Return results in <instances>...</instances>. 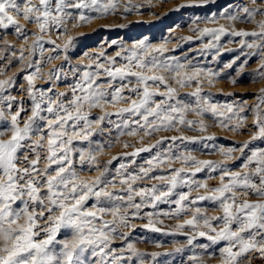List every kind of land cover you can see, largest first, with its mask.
<instances>
[{
	"label": "snow or ice",
	"instance_id": "obj_1",
	"mask_svg": "<svg viewBox=\"0 0 264 264\" xmlns=\"http://www.w3.org/2000/svg\"><path fill=\"white\" fill-rule=\"evenodd\" d=\"M208 2H214V0H203L200 4L180 5L174 10L179 11L184 7H203ZM249 4H254L255 7L246 4L238 9L236 15H222L230 21L244 20L249 23L254 21L257 15L264 17V0H249ZM120 7L119 0H37V3H33V0H0V28L7 29L14 26L17 38L23 36L26 42L27 34L17 25V21L21 18L27 23H34L40 33L63 29L59 35H66L65 26L68 23L76 21L73 27H82L90 24L93 19L115 14ZM140 7L142 6L132 5L129 2L123 5V13L141 14ZM257 28L259 31L240 30L233 31L231 35L256 37L262 43H247L245 40H240L239 43L248 48L254 46L264 48V20L257 24ZM209 34L218 43L221 36L226 33L223 27L211 32L208 29L200 32V36ZM40 39L41 37H37L34 45L28 49L30 53L36 48H39L41 53L45 51L39 42ZM73 39L71 36L67 37L63 44L64 50L70 48ZM48 43L55 44V41L49 40ZM116 43V41L111 42V44ZM166 44L167 41L158 47H153L146 42V39H141L133 43L130 50L123 49L121 46V51H131V55L124 57L127 63L120 67L112 66L116 63L114 57L109 58L106 65L97 63L95 57L84 53V57L90 61L86 67L92 68L95 64L97 71L84 70L80 79L70 86L72 98L67 101L62 99L67 96V93L55 94V98L48 95L49 92H53L52 88L39 90L40 95L37 99L35 92L38 90L34 81L43 78L39 75L42 71L41 61L29 60L24 65L21 71L25 68L34 69L25 76L28 97L32 101L31 114L21 126L22 113L26 111L23 104L14 114L11 112V103L7 104L10 110L7 114L0 110V264H117L118 261L125 259L131 264L133 258L136 264H147L144 260L145 254L138 252L131 242L119 249L121 253H129L127 257L113 255L116 249L111 248L112 241L115 239L128 241L130 237L129 232L120 233L119 229H128L130 217H139L145 207L155 209L160 203L175 204L174 210L163 212L162 215L179 218L190 206L205 200L216 205L215 210L222 212V215L209 218L204 215V209L192 208L191 217L177 225L178 232L182 233L186 227L195 232V235L187 240L188 245H192L197 236L206 237L213 244L225 241V247L220 250L223 264H243L246 255L253 251H258L264 256V148L252 150L251 155L247 156L241 165L243 171L238 172L213 161H198L190 151L177 155L170 147L167 152H158L149 159L147 161L149 167H141L140 174L120 177L119 186L123 195L107 190L109 187H117V184L115 177L108 179L105 176L108 171L106 166L101 170V174L91 181L81 180L73 167L71 154L77 151L72 147L74 139L89 140V137L93 135L89 129L93 124L100 129L106 116L124 117L128 114V118L123 119L121 124L128 129L127 135L131 136L137 135L139 130H143V134L148 136L153 132L170 131L177 126L185 125L190 129L198 128L200 132H204L206 131L204 122L206 113H211L213 118H219L216 120L218 126L228 128L229 131L235 132L243 127L247 117L240 116L239 112L246 111L245 109L239 108L237 112L232 104L213 103L210 96L201 95L198 78L203 69L189 68L178 60L172 64L161 59L166 50ZM6 47L11 49L12 45L7 44ZM206 47H216V44L209 43ZM59 48L60 45H55L48 51L56 52ZM24 52L25 49L21 47L18 56L15 52L12 55L22 61L26 59ZM152 53H159L160 56L152 55ZM100 55L103 57L105 54L102 51ZM120 55V52L116 53L117 57ZM53 59H59V56L48 57L49 61ZM64 59L66 60L67 56ZM261 69H264V63H261L260 68L257 69V73L264 76ZM99 70H103L109 79L98 82L97 78L103 74ZM71 71L73 75H76L81 72V69L74 68ZM158 71L174 73L173 79L180 87L190 86L191 81H197L198 86L190 94L195 98L194 102L177 99V90L167 83L164 76L146 74ZM61 72H63L62 66L51 69L47 73V81L60 80ZM3 74L4 70L0 69V75ZM210 75L213 78L217 76L216 73ZM129 77L135 78L136 87H129L131 80L127 84L120 83L118 86L114 83L117 80L125 81ZM177 77L179 79H176ZM12 82V78L0 80V93L6 91ZM209 83H213V80H209ZM232 83L235 84L236 81L232 80ZM160 85L164 86L163 91L160 90ZM125 88L138 98L124 95ZM261 93H264V89H261ZM157 96L162 98L154 99ZM0 98L8 101L15 99L14 97ZM257 100L259 102L254 105L253 119L255 131L251 139L238 149L232 147L220 149L225 160L233 159L234 151H239L244 156L245 149L252 141L264 140V113L261 112L264 95L257 96ZM121 102L127 103L128 107L121 108L116 113L105 112L94 121L90 120L88 113L84 111L85 107L89 110L103 109L106 105L114 106ZM44 112L48 115H42ZM189 112L196 115L199 118L198 121L186 119V114ZM226 113H231L237 118L236 124L231 128L226 121L231 120L232 117L226 116ZM134 117L138 119H132ZM6 120L8 122L4 123ZM133 124L136 127H132ZM120 126V124L117 125L118 128ZM6 135L8 138L3 139ZM33 136H37L35 143H27L33 139ZM45 139L47 155L43 158L47 166L40 170L37 165L42 157L36 149L44 146L42 142ZM168 139L173 144L176 140L196 142V138L184 136H173ZM203 139L212 140L214 137L208 136ZM89 143L92 142L89 141ZM162 143H164L163 138L157 141V145ZM157 145L138 149L132 155L149 152ZM108 147L111 145L109 144ZM25 148L29 149V153H36L35 158L30 159L29 154H23L22 150ZM104 150V144H98L96 148H89L87 151L80 149L78 150L79 159L82 163L87 160L90 165H94L97 154ZM21 154L26 162L22 168L20 167ZM176 161H179L183 167L169 169L167 176L150 175L155 168ZM123 167L124 165H121V168ZM185 168L194 169V171L185 175ZM205 168L212 171L219 169L221 175L218 187L208 189L206 183L190 179ZM38 176L44 179H37ZM253 177H258L259 183ZM144 179L164 181L166 187L160 188L157 185L139 189L133 187L137 180ZM192 185L195 187L193 188ZM178 187H187L189 192L176 193L175 189ZM41 189L44 191L42 192ZM199 189H206L209 194L190 199V192ZM237 192L245 197L254 195L257 201L250 202L248 199L241 201ZM174 195L178 198L170 199ZM93 198L95 202L89 204ZM129 209L135 211L129 212ZM145 215L148 217L145 228L153 232L162 231L156 226L158 221L154 219V213H145ZM105 216H111L112 219L106 221ZM198 229L208 231H196ZM62 230H66V235L60 239ZM156 247L161 245L157 244ZM176 251L179 252L181 249L178 248ZM150 255L155 262L161 253L153 252ZM97 257L98 260L95 259ZM191 259L198 261L199 258L193 256Z\"/></svg>",
	"mask_w": 264,
	"mask_h": 264
},
{
	"label": "rangeland",
	"instance_id": "obj_2",
	"mask_svg": "<svg viewBox=\"0 0 264 264\" xmlns=\"http://www.w3.org/2000/svg\"><path fill=\"white\" fill-rule=\"evenodd\" d=\"M132 5H141L139 12L141 14L123 13V5L127 3ZM203 0H119L121 7L115 12V14H109L100 19H93L90 24L83 25L82 27H73L72 21L65 27L67 29L66 35H59V30H51L46 33H40L37 26L34 23H27L22 18L17 21V25L24 29L27 34V41L25 42L23 36L17 38L15 33V27H9L7 29L0 28V69L4 70V74L0 75V80L12 78V84L6 91L0 93V97H14L12 101L0 98V110H3L7 114L10 110L7 107L8 103L12 104L11 112L19 110L21 104H23L26 110L22 113V119L20 120L21 126L24 121L27 120L28 115L31 114L32 101L28 97L27 81L25 76L34 71L31 68L21 69L26 65L29 60L41 61L40 67L42 69V79L34 81L35 87L38 91L35 92L37 99H39L40 91L52 88L53 92H49L48 95L55 98V94L67 93L65 101L72 98L71 87L77 80L80 79L84 70L95 72V64L92 68L86 66L90 61L84 57V53H88L89 56L95 57L97 63L108 64L109 58H115L116 63L113 67H120L127 63L124 58L131 55V51H121L123 49H131L133 43L138 42L141 39H146V42L153 47H158L161 44H166V50L161 59L175 64L178 61L185 65L195 68L203 69L198 80L201 87L202 96H210V100L217 104H232L234 110L239 112V108H243L246 111L239 112L240 116H246L243 127L237 131H229L228 128L218 126L216 120L219 118H213L211 113H206L204 116V122L206 125V131L200 132L198 128H188L185 126H177L170 131H158L153 132L151 135L145 136L143 130H139L135 136L127 135L128 129L124 128L121 121L128 118V114L124 117L117 115L106 116L104 121L100 125V129H97L95 124L89 131L93 132V135L89 137V140H75L72 147L77 149L71 154L73 160V167L79 174L80 179L84 181H91L95 177L101 174V170L107 167L108 171L105 176L108 179L116 178L115 183L117 187H109L107 190L123 195V191L119 186V179L121 176H127L129 174H140L139 169L141 167L148 168L147 161L154 155L159 153H165L171 147L172 152L177 155L184 151H190L192 155L198 161H213L216 164H221L229 167L230 169L238 172H242V163L245 158L251 155V151L258 148H264V140L252 141L249 147L245 149L244 156L239 151L232 153L233 159L225 160L221 155L220 149L232 147L235 149L240 148L245 142L251 139V136L255 129L253 128L254 119V105L259 101L257 96L264 95L261 93V89H264V76L257 73V69L260 68L261 63H264V48H248L247 46H241L240 40H245L247 43L256 44L262 43L256 37H239L233 36V31H259L257 24L264 20V17L257 15L255 20L251 23L244 20L230 21L224 18L222 14L236 15L238 9L248 4L250 7H255L254 4H249V0H214V2H208L203 7H184L179 11H175L178 6L185 4H200ZM33 3H37V0H33ZM123 25V27H121ZM223 27L225 29L224 35L221 36L220 41L217 43L211 34L200 36V32L204 29L215 30ZM73 37V43L69 49L64 50L63 44L66 42L67 37ZM37 37H41L40 44L43 45L45 51L41 53L39 48H36L34 52L30 53L28 49L34 45ZM49 40L55 41V44L48 43ZM112 41H116V44H111ZM209 43L216 44V47H206ZM7 44H11L12 48L8 49ZM60 45V48L56 52H50L48 49ZM23 47L25 49L24 56L26 59L19 60L12 53L19 54V50ZM104 52V56L100 55ZM120 52L119 57L116 53ZM152 55L160 56L159 53H152ZM49 56H59V59L48 60ZM67 56L65 60L64 57ZM11 61V65H9ZM231 65V67H229ZM63 67V72L60 73L61 79L55 82L47 81V73L58 67ZM79 68L81 72L73 75L71 69ZM135 70V69H133ZM103 73V70H99ZM264 72V69H261ZM216 73V77H212L210 74ZM147 75H162L165 77L167 83L175 88L176 98L184 102H194L195 98L190 94L195 91L197 81H191L190 86L180 87L176 80L173 79L174 73L170 72H149ZM190 74V73H189ZM98 82H104L109 79L106 73H103L98 78ZM176 79H179L177 77ZM131 80L132 83L129 87H136L135 78L129 77L125 81H115L118 86L120 83L127 84ZM209 80H213V83H209ZM232 80L236 83L233 84ZM151 83V82H150ZM164 86L160 85V90L163 91ZM124 95L132 96L134 99L138 98L135 94L130 93L128 88L124 89ZM161 96L154 97L159 100ZM174 102V101H170ZM46 107V105H43ZM128 107L127 103L121 102L113 105H106L103 109L85 107L84 111L88 113L90 120H96L100 116H103L105 112L116 113L121 108ZM261 112L264 113V105L261 106ZM42 115L47 116L48 113L44 112ZM226 116H231L232 119L226 121L228 127H233L236 122V116L231 113H226ZM10 119V117H9ZM132 119H138L134 117ZM186 119L198 121V117L189 112L186 114ZM8 121H4L7 123ZM39 123H44L39 121ZM121 126L118 128L117 125ZM132 127H136L135 124ZM124 134H121V133ZM173 136H184L189 138H196V142H181L176 140L175 143L168 139ZM214 137L212 140L203 139L204 137ZM8 136H4L3 139H7ZM164 139V143L158 144L157 141ZM37 136H33L31 141L27 143H35ZM89 141L92 143L90 144ZM43 147L37 148L36 152L41 155V160L37 167L43 170L47 166L46 160L43 158L47 155V147L45 146L46 139L42 142ZM98 144H104L105 150L100 152L96 156V163L90 165L87 160L83 163L80 161V152L78 150L83 149L87 151L89 148H96ZM111 147H108V145ZM127 145V147H125ZM151 145H157L149 152H139L137 155H132L138 149L149 147ZM178 145V146H177ZM46 149V150H45ZM29 149H23L22 152H27L30 155V159L35 158L36 153H29ZM23 153V154H24ZM46 153V155H45ZM23 154L20 157V166L24 167L26 163L23 159ZM26 154V153H25ZM116 157V159H113ZM111 161V163H109ZM121 165H124L121 168ZM55 167V166H53ZM183 165L179 162L167 163L162 167L154 169L150 175H169V169H179ZM194 171V169L185 168V175ZM142 175V174H141ZM220 171H212L210 169H203L197 172L195 176H191L190 179L196 182H204L207 184L208 189L218 187L220 184ZM37 179H44L43 177H37ZM257 183H259L258 177H253ZM152 185H157L160 188H165L166 184L161 180L144 179L137 180L133 187L149 188ZM194 188L195 185H192ZM176 193L189 192L187 187H178L175 189ZM206 189H199L197 191L190 192V199H194L201 195H208ZM239 200L243 201L248 199L250 202H256V196L245 197L240 192H237ZM178 196L174 195L170 199L175 200ZM139 198H137L138 200ZM94 198L89 201V204L94 203ZM175 204L160 203L154 209L152 207H145L142 209L141 214L137 218L130 217V227L128 229H119L120 233L129 232L130 237L128 241L115 239L111 243V248L116 249L113 255H124L127 257L129 253H121L119 249L126 246L128 242L134 244L136 250L140 253H144V260L147 264H223L221 249L225 247L226 242L220 241L213 244L206 237L197 236L192 245L187 244V240L195 235V232L191 228H185L183 232L177 231V225L182 223L184 219H188L192 215V208L200 207L204 209V215L211 218L214 216L222 215V212L215 210L216 205L211 201H199L196 205L190 206V208L183 213L179 218L175 216H164L163 212H170L175 209ZM135 211L129 209V212ZM145 213H154V219L157 220L156 226L162 231L153 232L144 227L148 222V217ZM111 216H105L104 220L110 221ZM215 223V222H214ZM42 227L44 225H41ZM207 229H198L196 231ZM66 235V230H62L59 235L60 239H63ZM160 244L161 247H156ZM181 249L177 252L176 249ZM161 253L157 257L155 262L152 261L151 253ZM167 253V255H164ZM193 256L198 257V261H193ZM95 259H99L98 257ZM111 260V257H109ZM117 264H130L125 259L124 261H118ZM131 264H136L135 258ZM243 264H264V256L258 251L250 252L243 259Z\"/></svg>",
	"mask_w": 264,
	"mask_h": 264
},
{
	"label": "bare ground",
	"instance_id": "obj_3",
	"mask_svg": "<svg viewBox=\"0 0 264 264\" xmlns=\"http://www.w3.org/2000/svg\"><path fill=\"white\" fill-rule=\"evenodd\" d=\"M46 147H47V143H46V145H45ZM178 146V145H177ZM44 148V147H43ZM25 149H27V148H25ZM46 150V149H45ZM29 151V150H28ZM37 151V150H36ZM24 153V152H23ZM26 154H27V152H25ZM24 153V154H25ZM31 154V153H30ZM45 155H46V153H45ZM25 164V163H24ZM23 166V165H22ZM22 166H20L21 168H22ZM41 191L43 192L44 191V189H41Z\"/></svg>",
	"mask_w": 264,
	"mask_h": 264
}]
</instances>
